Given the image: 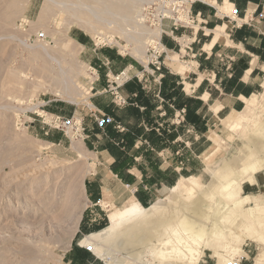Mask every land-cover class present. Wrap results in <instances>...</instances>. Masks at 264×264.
I'll use <instances>...</instances> for the list:
<instances>
[{"label": "rangeland", "instance_id": "374dc122", "mask_svg": "<svg viewBox=\"0 0 264 264\" xmlns=\"http://www.w3.org/2000/svg\"><path fill=\"white\" fill-rule=\"evenodd\" d=\"M176 1L0 0V264H108L80 241L111 214L169 203L184 177L209 185L244 145L264 156V46L235 40L223 0L175 29ZM244 186L264 195V167ZM222 252L264 264L247 237ZM221 261L204 250L198 264Z\"/></svg>", "mask_w": 264, "mask_h": 264}, {"label": "bare ground", "instance_id": "6f19581e", "mask_svg": "<svg viewBox=\"0 0 264 264\" xmlns=\"http://www.w3.org/2000/svg\"><path fill=\"white\" fill-rule=\"evenodd\" d=\"M258 143L261 150L264 141ZM261 167L264 156L253 155L244 145L234 162L215 173L208 169L213 173L209 185L197 176L184 177L172 187L169 203L160 199L144 207L134 199L111 214L108 226L86 235L81 245L108 264H146L144 253L159 264H198L204 250L228 264L222 251L241 253L246 237L264 245V195L248 194L244 186V181L256 182ZM111 250L122 256L111 255Z\"/></svg>", "mask_w": 264, "mask_h": 264}, {"label": "crops", "instance_id": "0c3cea01", "mask_svg": "<svg viewBox=\"0 0 264 264\" xmlns=\"http://www.w3.org/2000/svg\"><path fill=\"white\" fill-rule=\"evenodd\" d=\"M213 2H214V4H211L210 2L206 3V2L201 1V2L195 3L193 7H194L195 12L199 13V15H202V13L204 11H208V9H209L208 7H212L214 9H216V11H217L216 4L218 7L221 4H219L218 0H213ZM222 2H223L222 6H224V7H226V6L228 7L230 5L231 6V7L229 6L230 10L231 9L233 10L234 6L237 7V9L239 10V16L238 17L237 16H235V17L233 16L234 18L231 17L232 21L233 20L236 21L237 25L239 27L235 31V33H237L239 36L236 39L235 38L234 39L239 44H243L245 46H249V44H251L250 41H257L259 43V48L261 47V45L264 46V0H234V1L223 0ZM217 14H218V11H217ZM204 21H206V20H204ZM226 23H230V21H226L225 25H226ZM223 26H224V24L218 25L217 27L212 28L210 30L216 31V28H218V27L221 28ZM248 30H250V31H248ZM227 31H229V26H228ZM226 35L229 36V32H227ZM213 38L210 40L209 43L212 42ZM218 42H219V40L213 41L211 43V49H210L211 52L215 48V46L217 45ZM164 45L167 47L166 44H164ZM252 52H253L252 54H254V56H256V57L262 56L261 52L258 50L252 49ZM249 62H251L252 66H253V64L255 66L256 59L253 58ZM252 66L245 67L246 74H250L253 71L254 67L252 68ZM197 85H199V84H197ZM122 86H124V84ZM245 98H247V97H245ZM99 187L104 188L105 186L100 184ZM245 191H246V189H245ZM139 204H141V203L139 202Z\"/></svg>", "mask_w": 264, "mask_h": 264}, {"label": "built area", "instance_id": "2783aa9c", "mask_svg": "<svg viewBox=\"0 0 264 264\" xmlns=\"http://www.w3.org/2000/svg\"><path fill=\"white\" fill-rule=\"evenodd\" d=\"M197 1H199V0H181V1H176L173 3V6L169 10L174 11V14L176 15V18H174L175 29H178L179 25L183 26L184 24H182V22H186V21H187V23H190L191 21L195 22L192 19V16L194 14V9H193L194 7L193 6H194V3H196ZM203 2L209 3L205 0ZM198 15H199V13H198ZM186 16L188 18H186ZM172 32H174V30H172ZM159 41L162 42V37H160ZM159 48H160V46H159ZM160 55H161V53L156 56V60L153 62L154 66L157 70H162V62L160 61ZM120 74H121L122 78H125L124 76L126 75V72H121ZM116 79L119 80L118 78H116ZM125 79L121 83V86L125 83V81H128V79H126V80ZM116 98H118L120 103L121 102H123L125 104L127 103V99L120 93L116 94Z\"/></svg>", "mask_w": 264, "mask_h": 264}]
</instances>
